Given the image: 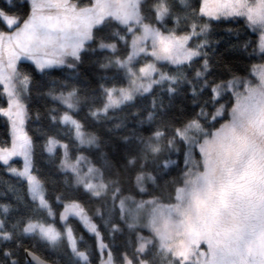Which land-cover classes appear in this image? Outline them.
I'll return each instance as SVG.
<instances>
[{
  "label": "snow or ice",
  "instance_id": "6c2138e0",
  "mask_svg": "<svg viewBox=\"0 0 264 264\" xmlns=\"http://www.w3.org/2000/svg\"><path fill=\"white\" fill-rule=\"evenodd\" d=\"M0 118V264H264V0H2Z\"/></svg>",
  "mask_w": 264,
  "mask_h": 264
},
{
  "label": "trees",
  "instance_id": "16d2710c",
  "mask_svg": "<svg viewBox=\"0 0 264 264\" xmlns=\"http://www.w3.org/2000/svg\"><path fill=\"white\" fill-rule=\"evenodd\" d=\"M0 2H2V0H0ZM232 26L237 27V28L239 27V25L224 24V25H220L218 28L215 29V32H214L213 36L210 37V39L213 41L219 40L220 43L218 45H216V47H215V55L212 56V52H213L212 49L209 50V55L212 56L214 63L219 62L217 64L218 70H220L222 65L230 64L239 70V74H243L242 69H243L244 63H245L244 56H242L241 53H239L237 51L229 50L228 38L226 36H224V34H223V29L225 27H232ZM248 38L249 39H255L256 37L251 36ZM90 59H92V58L85 57V63L80 65V67H79V72L82 74L83 80H87L93 74L94 69L90 63ZM51 73H52V75L49 77V79H53V78L59 79L63 75V73L60 71V69H53V70H51ZM37 78L39 79V74H37ZM92 86L96 87L95 84H93ZM150 99L151 98L149 97V101H150ZM188 103L190 104V102H188ZM29 105L31 108L30 115L32 116V120H30L28 122L27 127H28L30 134H33L35 129L38 127V125L34 122L36 110H40L41 113H43L45 111L46 106H50V105L48 104V101L45 98L38 97L37 94L35 93V91L33 92V96L31 98V100L29 101ZM84 111L86 112L87 109H85ZM118 115H122V114H118ZM81 116H83V113H81ZM43 123L45 125H47L48 122H47V120H44ZM109 126L110 125H108V124H100V125H96V126L89 125L87 127V130L96 132L98 135L101 136L102 139L106 140L107 139V128ZM6 138H7V129H6L3 118H0V143H2ZM36 144H37V148H36L37 166L40 169L42 177H46L49 169L45 164V160H44L43 156L41 155V145L43 144V140L37 139ZM110 150H111V148L105 149V151H110ZM15 161H17V163L14 166H20L21 165V162L19 160H15ZM3 181H9L12 183L16 182L14 177H12L10 174L5 172L2 167H0V191L4 190ZM48 190H49V194L52 195V198L54 199L53 186L51 184H48ZM3 202H6V201L2 197H0V203H3ZM83 202H84L85 206L89 209V214L92 215L93 214V211H92L93 205H91L86 198L84 199ZM73 226L77 229V236L83 235L85 244L88 247H92L95 243V238L92 237L86 231V229L83 227V225L79 224L78 221L74 220ZM105 242H109V243L111 242L110 239L106 235H105ZM39 254L42 257L48 258L49 260L55 259L54 254H49L43 249L39 250ZM94 259H96V257H94Z\"/></svg>",
  "mask_w": 264,
  "mask_h": 264
},
{
  "label": "rangeland",
  "instance_id": "374dc122",
  "mask_svg": "<svg viewBox=\"0 0 264 264\" xmlns=\"http://www.w3.org/2000/svg\"><path fill=\"white\" fill-rule=\"evenodd\" d=\"M14 160H19V161L21 162V165H20V166H22L23 161H22L21 158L17 157V158H14ZM86 231H87V230H86Z\"/></svg>",
  "mask_w": 264,
  "mask_h": 264
}]
</instances>
